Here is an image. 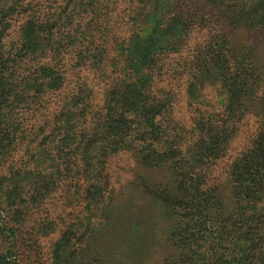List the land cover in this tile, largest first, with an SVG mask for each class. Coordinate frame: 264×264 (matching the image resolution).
<instances>
[{
  "label": "trees",
  "instance_id": "16d2710c",
  "mask_svg": "<svg viewBox=\"0 0 264 264\" xmlns=\"http://www.w3.org/2000/svg\"><path fill=\"white\" fill-rule=\"evenodd\" d=\"M119 1L0 0V168L19 149L29 154L0 172V264H14L29 208L68 180L81 183L87 212L108 219L106 164L121 153L168 173L138 184L170 220L178 251L164 264H264V42L237 35L264 37V0H200L217 27L200 42L191 35L208 24L177 0H124L126 27L102 25ZM92 73L107 86L99 105ZM167 77L184 79L189 128L173 120L172 94L157 87ZM248 114L258 130L229 165L224 197L211 172ZM92 228L88 220L81 234L65 229L51 264H102L85 250Z\"/></svg>",
  "mask_w": 264,
  "mask_h": 264
},
{
  "label": "rangeland",
  "instance_id": "374dc122",
  "mask_svg": "<svg viewBox=\"0 0 264 264\" xmlns=\"http://www.w3.org/2000/svg\"><path fill=\"white\" fill-rule=\"evenodd\" d=\"M125 4L124 0H120L117 9L110 13L107 20L101 17L100 23L109 28L126 27L122 18ZM177 8L204 17V23L209 26L206 31L193 32L192 42L203 41L209 33L217 29L209 21L210 16H213V20L216 18L214 13L211 12L210 15V9L200 0H177ZM129 32L125 30L124 37H128ZM150 33H153L152 24L144 29L146 36ZM17 35V28L13 27L5 40L6 45L10 46L16 41ZM237 35L240 40L251 41L255 46L264 42V37H259L258 33L242 32ZM263 48L264 45L261 49ZM89 78L92 79L96 90L95 103L102 104L103 93L107 86H104L101 78L96 74L92 73ZM176 79L167 77L163 83H157V87L163 90L160 93L172 94L173 120L189 128L194 120L192 108L186 96L184 79L182 77ZM203 93L212 102L219 100L218 93L212 87H206ZM37 124L38 121H30L28 129L34 130ZM257 130L258 123L255 116L246 115L238 126L237 134L230 142L226 156L213 167L211 184L219 187L224 197L229 195L225 182L229 165L251 144ZM28 155L26 149L17 150L0 168V172L5 174L9 170L10 163L14 168L22 166V160ZM105 171L111 177L110 184L114 191L113 201L108 205V219L104 220L100 213L87 212L80 196V189L78 192V186L74 187L75 183L77 185L81 183L75 179L68 180L64 182L67 185H61L56 191L29 208L24 224L13 240L17 249L13 259L14 264H51L53 245L64 230L72 227L74 232L76 230V234H81L88 220L90 227L93 228L87 235L89 245L85 250L88 255L99 257L102 264H164L169 254L178 251L167 239L170 220L164 215L162 208L138 185L141 177L150 181H167L168 173L162 169L154 171L140 167L129 153L111 157Z\"/></svg>",
  "mask_w": 264,
  "mask_h": 264
}]
</instances>
